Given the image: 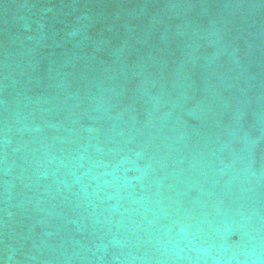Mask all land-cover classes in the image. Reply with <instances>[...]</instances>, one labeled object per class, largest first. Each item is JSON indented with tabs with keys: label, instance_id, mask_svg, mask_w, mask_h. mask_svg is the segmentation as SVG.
<instances>
[{
	"label": "water",
	"instance_id": "95a60500",
	"mask_svg": "<svg viewBox=\"0 0 264 264\" xmlns=\"http://www.w3.org/2000/svg\"><path fill=\"white\" fill-rule=\"evenodd\" d=\"M0 264H264V0H0Z\"/></svg>",
	"mask_w": 264,
	"mask_h": 264
}]
</instances>
